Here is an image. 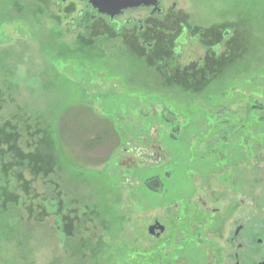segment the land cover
<instances>
[{"label": "rangeland", "instance_id": "obj_1", "mask_svg": "<svg viewBox=\"0 0 264 264\" xmlns=\"http://www.w3.org/2000/svg\"><path fill=\"white\" fill-rule=\"evenodd\" d=\"M164 8L157 22L173 35L152 36L88 19L74 24L73 11L54 0H0V138H8V124L23 135L36 126L58 130L37 148L49 176L38 165L30 174L26 160L15 178L0 174V264H183L185 257L206 264L240 215L233 193L217 192L231 172L252 181L260 209L250 212V241L264 239V0H165ZM183 23L193 32L177 43ZM217 44L228 58L206 51ZM253 95L263 106L258 120ZM98 137L102 145L86 151ZM30 144L26 137L19 145L23 153L35 150ZM152 178L161 191L145 186ZM204 193L229 206L226 224L214 229L210 218L204 228L200 218L183 234L177 228L170 243L168 231L151 235L156 220L169 222L175 200L193 206L194 218ZM262 248L252 249V263ZM232 250L220 248L219 264Z\"/></svg>", "mask_w": 264, "mask_h": 264}, {"label": "flooded vegetation", "instance_id": "obj_2", "mask_svg": "<svg viewBox=\"0 0 264 264\" xmlns=\"http://www.w3.org/2000/svg\"><path fill=\"white\" fill-rule=\"evenodd\" d=\"M56 7H62V6H67L73 11V17H72V22L74 23L77 20H89L92 22H103V27H107L108 24H111L112 26H115L118 31H123L126 30L132 32L135 35H143V34H151L152 36H155L154 34H165V35H173L174 30L170 29L167 27V25H164L162 23H159L157 19L162 18L167 12H165L164 8V2L165 0H162L160 3L159 11H156V8L154 6H140L136 8H129L126 10H123L119 15L115 16L112 18L109 15L106 14H100L97 9H95L89 2V0H68L67 2L63 1H56L54 0ZM177 7V4H174L173 8L169 12H173ZM172 16V14L168 15L166 17V20L169 19ZM75 24V23H74ZM130 30H128V28ZM180 31L181 32V38L179 40H182L183 43H186V38L193 32V27L189 26L186 23L179 24ZM77 28L75 27V30ZM203 32H200V34H197V38H200V35H202ZM224 38H228L231 36L232 31L231 30H223L222 32ZM177 47V46H175ZM206 51L213 52L212 58H219L220 56L223 57L226 52H222L223 45H213L210 47L205 46ZM227 49V47H226ZM176 53L179 52V48H175ZM222 54H224L222 56ZM153 149L157 150L159 153L162 151L158 148V146H153ZM146 154L148 155V159H154L157 162L161 161V157L156 156L154 153L149 152L148 150H144ZM152 156V157H151ZM153 160V161H154ZM219 176V174H218ZM225 177V176H222ZM227 178L223 179V181L227 184H224L222 186V190L218 189L217 192L222 191L224 192H231L233 193V199L230 201L232 204L238 208H240V215L238 216L237 221H233L232 228L234 229L232 232V237L228 238L223 244L224 246H219L222 250H227L228 247L233 249L232 255H227L223 259V264H242L241 256L247 258L250 260V257L252 258V249L254 250H259V246L262 247V252L259 257V259L256 261V263H252L253 261L250 260L251 264H264V239H259L257 240L255 245L253 246L250 238L251 235L249 234L250 231V212L252 210H258L260 209V206L258 204L253 203L252 198V191H254L255 188L252 187V181H250V178L248 175L245 174H236L234 172L228 173L226 175ZM264 179V176H262ZM201 182L204 180L200 179ZM264 182V180H263ZM262 182V183H263ZM202 184L201 183V189H202ZM255 185V184H254ZM204 187L206 186L205 183L203 185ZM227 189V191H226ZM248 189V190H247ZM252 190V191H251ZM216 192V193H217ZM208 193H204L203 195L198 197V201L196 202L197 212L194 213V218H190L188 216V213L192 211L191 206H186L187 204H182L179 203L180 200H175L173 204L168 206L167 210L169 209V222L168 223H163L160 220H156L153 224L150 226L155 225L156 223H160L163 225L164 230L160 231L157 230L154 232V234L151 233L153 237L156 239H160L161 235L165 232L168 231L167 237L169 238V243L170 242H175V238L177 239V231L176 229L179 228L180 231L184 230V224L187 225L188 223H191L189 226L195 227L197 224L195 223L198 219H206V222L201 223L204 228L209 225V219L212 218L213 221H211V226L215 228H220L222 224H226L225 220L222 222V215L226 212V210L229 209V206H226L225 208L218 207L214 205V199L212 200H207V198H210L211 196L209 195L207 197ZM237 198V199H236ZM232 207V206H230ZM191 210H190V209ZM228 208V209H227ZM190 211H189V210ZM175 211V212H174ZM172 213V214H171ZM197 217V219L195 218ZM190 220H188L187 219ZM229 222V221H228ZM214 229H212L214 231ZM180 231L178 233H180ZM181 231V234L183 232ZM215 233V232H214ZM245 238L242 237L241 235L244 236ZM194 237L188 236L186 243L194 242L195 239ZM182 239V238H181ZM180 239V241H181ZM208 240V239H207ZM203 241V239H202ZM209 242L207 241V245ZM184 247V246H183ZM183 247L177 248L178 251H182ZM209 248V247H208ZM206 251H209L210 249H206ZM218 247L216 249V256L217 254L221 253ZM209 255H207V260L206 264H219L220 260H216V256L214 254L208 252ZM231 254V252H230ZM185 256L183 255V258ZM179 256H177V259ZM181 259V258H179ZM178 259V260H179ZM218 261V262H217ZM183 264H188L187 257H185V260L183 261Z\"/></svg>", "mask_w": 264, "mask_h": 264}, {"label": "trees", "instance_id": "obj_3", "mask_svg": "<svg viewBox=\"0 0 264 264\" xmlns=\"http://www.w3.org/2000/svg\"><path fill=\"white\" fill-rule=\"evenodd\" d=\"M181 41L182 40H179V38H178L177 43H179ZM171 43L172 42L168 41L167 42L168 45H166L165 47L167 49H169L170 46H171ZM143 44L149 50L148 52H150V51L152 52L153 51L152 53H154L156 51L155 50V45H152L151 41L144 40ZM180 45H182V44H180ZM231 53L232 52H226L225 53V57L228 58ZM216 60H219V59H216ZM165 62H166L165 60H162V59L159 60V63L164 65V66H166ZM162 68L165 69V67H162ZM206 69H202V73L204 72V74L208 77V76H210V73ZM189 87L191 88V85H189ZM196 87H198V86H196ZM258 95H257V97H258ZM252 98L251 99L253 101L250 102L249 106L251 107V112L253 113V117L256 116L257 117L256 120H258V118H260V116H259V113L256 112V110L257 111L261 110L263 106L260 103L259 98L254 97V95H253ZM257 114H258L259 117L257 116ZM165 119H166V117H165ZM261 120L264 121V117L263 116H261ZM7 128L8 129H5V135L8 136V138H6L5 136L3 138H0V174L5 176L6 179L15 178L16 177V175H15L16 171H14L15 168H19V167L21 168L22 167L21 165H24V164H22L23 161L26 160V162H25L26 163V167H27V170H28V172L30 174L34 175L36 173L35 171H38V170H36V165H38V167L40 168V171H38L40 173L39 175L49 176L50 173L48 172V170L45 167L42 166V162L40 163L41 155L39 156V151H38L37 148H39L40 145L42 143H44L45 141H47L49 138L53 141L55 139L54 138L55 135H58V133H57L58 130H56V128L53 129V130H50V131L41 130L40 128L38 129L37 126H36L33 129H31L32 131L29 134L26 132L23 135V132H20L18 127L13 128L11 125L8 124ZM48 135H49V138H48ZM26 137H28V140L31 141V143H32V144H30L31 145L30 147L31 148H35L34 151H29V153H27V154L23 153V151L21 150L22 148L20 147L21 146L20 144L22 142L23 143L25 142ZM102 141H103V138L98 137L91 144L84 145V149L86 151H92V150L96 149L97 147L101 146L102 145ZM11 146H12V148H11ZM15 149L17 150V152L15 151ZM11 151H13L14 153L11 154ZM57 154L59 155V150H58V148L56 149L55 146H54L53 147V155H54V157H56ZM34 158H37L36 161L33 160ZM19 174H20V172H19ZM19 179H21L20 176H19ZM19 179H18V181H19ZM7 183H10V182H7ZM25 183H26V185L24 186V188H26L28 190L27 181H25ZM0 184L2 185L0 187V189H2V187H3L2 182H0ZM30 184L32 185L33 183H30ZM162 185H163L162 182L158 178H152L150 180L145 181V186L148 189L150 188L152 190H155L156 192L161 191Z\"/></svg>", "mask_w": 264, "mask_h": 264}, {"label": "water", "instance_id": "obj_4", "mask_svg": "<svg viewBox=\"0 0 264 264\" xmlns=\"http://www.w3.org/2000/svg\"><path fill=\"white\" fill-rule=\"evenodd\" d=\"M67 2L68 0H56ZM162 0H89L90 4L98 10L100 14H106L114 18L119 15L123 10L129 8H136L140 6H154L156 11H159V5ZM160 150L161 147H158ZM163 231L164 227L160 223L150 227V231L154 234L155 231Z\"/></svg>", "mask_w": 264, "mask_h": 264}]
</instances>
